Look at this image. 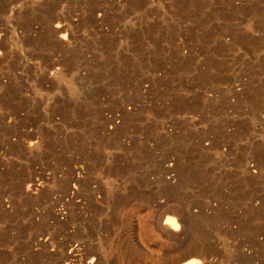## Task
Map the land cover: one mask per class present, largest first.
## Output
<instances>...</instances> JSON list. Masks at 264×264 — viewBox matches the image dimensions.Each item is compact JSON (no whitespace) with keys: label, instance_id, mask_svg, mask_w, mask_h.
I'll return each instance as SVG.
<instances>
[{"label":"bare ground","instance_id":"bare-ground-1","mask_svg":"<svg viewBox=\"0 0 264 264\" xmlns=\"http://www.w3.org/2000/svg\"><path fill=\"white\" fill-rule=\"evenodd\" d=\"M0 264H264V0H0Z\"/></svg>","mask_w":264,"mask_h":264},{"label":"rangeland","instance_id":"rangeland-1","mask_svg":"<svg viewBox=\"0 0 264 264\" xmlns=\"http://www.w3.org/2000/svg\"><path fill=\"white\" fill-rule=\"evenodd\" d=\"M139 132L135 133L137 135ZM57 159L48 160L47 162V168H50L54 164L60 169L65 170L70 165V157L73 158V162H82L84 159L83 151H80L79 149H74L69 145L62 144V148L60 152H57ZM62 188H59L57 191H55L53 194H48L47 198L49 201L52 200V198H58L62 196ZM63 207L61 202H58L57 206L55 208ZM137 220L144 226L139 234V240L140 242L148 247L150 250L156 251L157 245L160 241L158 233L154 230V227L152 225L151 221V211L150 209H145L137 214ZM75 234V233H74ZM73 234V235H74ZM45 236H51V231L48 230L45 233ZM60 238V237H59ZM150 242H155V245H149Z\"/></svg>","mask_w":264,"mask_h":264}]
</instances>
